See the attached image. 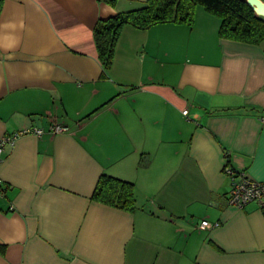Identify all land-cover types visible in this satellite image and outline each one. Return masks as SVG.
Segmentation results:
<instances>
[{
    "label": "crops",
    "instance_id": "crops-1",
    "mask_svg": "<svg viewBox=\"0 0 264 264\" xmlns=\"http://www.w3.org/2000/svg\"><path fill=\"white\" fill-rule=\"evenodd\" d=\"M147 2L2 0L0 138L46 133L5 149L0 264H264V211L230 205L224 172L264 183V41L196 6L124 25L105 71L96 26ZM102 175L134 184V212L92 199Z\"/></svg>",
    "mask_w": 264,
    "mask_h": 264
},
{
    "label": "trees",
    "instance_id": "trees-1",
    "mask_svg": "<svg viewBox=\"0 0 264 264\" xmlns=\"http://www.w3.org/2000/svg\"><path fill=\"white\" fill-rule=\"evenodd\" d=\"M102 1L115 6L118 0ZM196 6L221 19V38L255 45L264 41V18L245 0H148L144 7L120 13L96 26L94 36L104 70L112 64L114 45L124 25L141 29L164 23L192 25ZM1 9L2 0L0 13ZM92 199L126 212L136 209L134 184L107 175L99 179Z\"/></svg>",
    "mask_w": 264,
    "mask_h": 264
},
{
    "label": "built area",
    "instance_id": "built-area-1",
    "mask_svg": "<svg viewBox=\"0 0 264 264\" xmlns=\"http://www.w3.org/2000/svg\"><path fill=\"white\" fill-rule=\"evenodd\" d=\"M187 114V111H184ZM67 131V128L55 124L50 127L49 133L61 134ZM46 131L37 128H28L19 132H14L10 135L0 138V166L3 162V156L7 146L13 145L15 141L22 136L35 135L41 137ZM224 172L231 178V190L229 193L228 202L230 205L237 207L239 209L245 208L250 203L257 204L264 211V183L254 181L250 179L245 173L235 171L230 167L229 163L224 167ZM0 195L4 196L5 191L3 189V181L0 178ZM219 224H210L208 221H202L201 229H211L213 227H218Z\"/></svg>",
    "mask_w": 264,
    "mask_h": 264
},
{
    "label": "water",
    "instance_id": "water-1",
    "mask_svg": "<svg viewBox=\"0 0 264 264\" xmlns=\"http://www.w3.org/2000/svg\"><path fill=\"white\" fill-rule=\"evenodd\" d=\"M248 5L253 7L256 11V14L259 17L264 18V1L262 0H245Z\"/></svg>",
    "mask_w": 264,
    "mask_h": 264
}]
</instances>
